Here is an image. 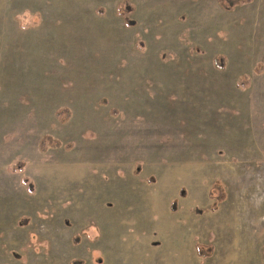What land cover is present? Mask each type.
<instances>
[{"label":"rangeland","instance_id":"1","mask_svg":"<svg viewBox=\"0 0 264 264\" xmlns=\"http://www.w3.org/2000/svg\"><path fill=\"white\" fill-rule=\"evenodd\" d=\"M73 263L264 264V0H0V264Z\"/></svg>","mask_w":264,"mask_h":264},{"label":"trees","instance_id":"2","mask_svg":"<svg viewBox=\"0 0 264 264\" xmlns=\"http://www.w3.org/2000/svg\"><path fill=\"white\" fill-rule=\"evenodd\" d=\"M130 25H132V23H130ZM260 71H262V70L260 69L259 72H260ZM242 80H243V83H241V84H239V85H241V86H243L244 88H246V84H245V82H248L247 77H243ZM66 113L68 114L67 110H60V111H57V113L55 114V116H56V117H60V116H62V115L67 116ZM45 145H49V146H51V147H53V148H56V147H59V146H60L59 143H57L56 141L51 140L49 137H44V138L41 139L40 147L43 149V148H45ZM18 169H19V168H14L15 171H18ZM21 184L27 186L30 192H31V190H33V189H32V188H33V187H32V183H31L28 179H26V178H22V179H21ZM212 189L217 190V191L220 192V189H221V185H220V183H215V184L213 185ZM222 200H223V194L218 195V197L215 198L214 203L210 205V210H211V211H215L216 208H217V203L220 202V201H222ZM172 203H173V205L175 204L174 201H173ZM197 253H198V255H205V254L201 253L200 251H198ZM73 264H76V263H73ZM77 264H79V263H77Z\"/></svg>","mask_w":264,"mask_h":264}]
</instances>
